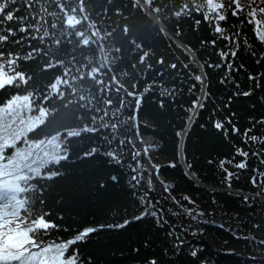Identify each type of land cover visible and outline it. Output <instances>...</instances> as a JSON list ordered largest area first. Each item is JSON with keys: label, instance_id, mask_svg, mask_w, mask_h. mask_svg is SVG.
Returning a JSON list of instances; mask_svg holds the SVG:
<instances>
[{"label": "trees", "instance_id": "16d2710c", "mask_svg": "<svg viewBox=\"0 0 264 264\" xmlns=\"http://www.w3.org/2000/svg\"><path fill=\"white\" fill-rule=\"evenodd\" d=\"M196 2L9 3L19 19L0 25L5 35L8 28L16 32L0 44V63L8 71V53L20 57L16 71L28 83L0 91V105L28 92L40 104L59 76L70 84L60 86L64 99L42 104L49 116L29 139L60 134L65 141L69 131L96 129L68 139L69 159L52 166L60 175L38 181L31 219L46 214L57 225L43 240L64 243L85 228L117 227L144 212L121 230L70 245L65 258L75 256L76 264H264V42L247 15L255 7L264 23V0H238L244 11L237 16L235 4L216 0L226 4L220 23L230 39L191 7ZM68 15L81 20L77 28L96 43L83 46L63 27ZM29 24L28 32L19 31ZM45 31L49 36L41 41ZM92 69L102 83L87 78ZM140 137L154 140L152 153H145ZM242 161L244 169L236 166Z\"/></svg>", "mask_w": 264, "mask_h": 264}, {"label": "snow or ice", "instance_id": "6c2138e0", "mask_svg": "<svg viewBox=\"0 0 264 264\" xmlns=\"http://www.w3.org/2000/svg\"><path fill=\"white\" fill-rule=\"evenodd\" d=\"M146 2L152 4L153 0H146ZM9 3L15 4L16 0H0V25L19 19L15 17L14 9L9 8ZM232 4L236 5L232 11L233 16H237L244 11L240 7L238 0H229L227 6L231 7ZM189 7L188 4L184 5L185 9ZM191 7H194L197 12L203 13L205 22H215L214 31L217 34H220L225 39H230L224 36V29L220 23L226 20V16L222 11L226 7L224 2L197 0ZM81 10L83 11V9ZM75 11L73 9V12ZM259 12L264 13V7H260ZM175 15L179 17L182 13L176 12ZM247 15L251 17L249 23L255 22L257 25L256 35L259 40L264 42V23L257 19V9L252 7ZM199 23L200 21L197 20V24ZM80 24L81 20L75 16L68 15L62 26L72 29V34L82 38L80 42L83 46H90L96 43V41L88 38L84 31L77 28V25ZM31 27L32 25L29 24L27 27H21L19 31L28 32ZM51 27L56 28L57 23H52ZM15 35L16 32L11 28L7 29L6 35L3 34V29L0 28V44L8 42L9 38ZM91 35L96 37L98 32H93ZM48 36L49 33L45 31L43 37L39 39L43 41ZM32 39H36V37H32ZM16 43H21V41L18 40ZM56 43L59 44L60 41L57 40ZM98 47L100 46L98 45ZM13 55V53H8V71H5L4 64L0 63V91L10 87L20 88L22 84L28 83V80L25 79V74L16 71V68L19 67L17 61L20 57L12 58ZM143 55L146 56L147 53ZM222 55L227 56L228 54L223 53ZM231 55L235 56L236 53L233 52ZM3 57L4 53L0 52V60ZM31 58L32 53L25 57V59ZM141 62H143V56H141ZM57 63L63 64V61L61 60ZM56 66L53 64L48 65V67ZM172 67L175 68L176 65H172ZM97 72L98 69H92L88 73L87 78L96 81V83H102V81L96 80ZM68 74L69 72L66 70L64 76L66 77ZM85 78L81 76L79 79L84 80ZM112 79L115 80L116 78L112 77ZM196 79L200 81L202 78L197 76ZM61 84L70 86L67 79H62L58 76L51 85V92L43 97L40 104L36 103L37 97L32 92H28L26 95L17 93L0 105V264H76L75 256L65 258V253L68 251L69 246L82 242L96 231L94 228H88L79 233L74 240L64 243H46L42 237L48 234L49 229H54L57 225L47 221L45 218L46 214H42L38 219H31L34 211L33 201L35 200V194L39 190L38 181L43 179L51 180L58 177L60 175L59 171L52 170V166L60 165L62 161L69 159L67 140L80 137L84 132L96 131L95 128L89 127L82 128L79 131H69L66 134L65 141L60 140V134L48 139H29V133H34L41 125H44L49 116V110L43 107L42 104L53 97H57L60 100L64 99L65 93L61 90ZM248 94L244 93V95ZM128 95H133V93L129 92ZM80 99L84 100L85 97L80 95ZM68 103H71V101ZM110 103L111 101H109ZM136 103L139 105L140 100L137 99ZM67 106V104L63 105V107ZM199 106L203 107V105ZM193 107H197L196 102L193 103ZM37 109L38 115H33ZM112 127H116V125L113 124ZM215 127L221 129L223 125L216 123ZM237 131L238 129H233V132ZM245 135L247 136V132ZM250 139L255 140L256 137L253 136ZM21 141H23V146L17 147V144ZM9 148L14 150L11 154L7 152ZM94 151L95 149H93ZM239 154L248 155L247 152L242 151ZM108 155L115 159L113 153L109 152ZM236 166L244 169L247 164L246 161H242ZM232 175V173H228L229 179ZM253 183H256L255 178H253ZM40 202L42 203L43 201L41 200ZM141 218L137 217V219ZM123 226L120 225V227ZM151 264H157V262L152 261Z\"/></svg>", "mask_w": 264, "mask_h": 264}, {"label": "rangeland", "instance_id": "374dc122", "mask_svg": "<svg viewBox=\"0 0 264 264\" xmlns=\"http://www.w3.org/2000/svg\"><path fill=\"white\" fill-rule=\"evenodd\" d=\"M139 144L141 145V146H143L144 147V150H145V153L146 154H150V153H152L153 152V149H152V144H154V140L152 139V138H150V137H140V139H139ZM132 160H133V153H132ZM129 167H130V165H129ZM130 171V170H129ZM132 171V170H131ZM130 171V172H131ZM133 173V172H132ZM132 175V174H131ZM134 175V174H133ZM153 205V204H152ZM140 216V214L138 215V216H136V217H139ZM135 217V218H136ZM134 219V218H133ZM133 219H132V221L130 222V223H133V222H135V221H133ZM134 220H136V219H134ZM126 223H123L122 225H125ZM128 225V224H127ZM126 225V226H127ZM126 226H124L123 228H125ZM98 228H100V227H98ZM111 228H116L117 230L116 231H118V229L119 230H121V229H123L122 227H120V226H117V227H111ZM121 228V229H120ZM100 231H102V230H100ZM82 231H80L79 233H81ZM97 232H99V231H97ZM181 244H184V243H181Z\"/></svg>", "mask_w": 264, "mask_h": 264}, {"label": "water", "instance_id": "95a60500", "mask_svg": "<svg viewBox=\"0 0 264 264\" xmlns=\"http://www.w3.org/2000/svg\"><path fill=\"white\" fill-rule=\"evenodd\" d=\"M129 170H130V171L132 170L131 167H129ZM130 173H131L132 176H133V178H132L131 181H132V183H135V177H134L132 171H131ZM110 181H111L112 183H114V179H113V178H111ZM148 200H149V203H150L149 208H153V209H155V208L153 207V205H152V203H151V201H150L149 198H148ZM143 214H144V212H142V213L140 214L139 217H141ZM134 219L137 220V217L134 218ZM134 219H133V221H136V220H134ZM131 221H132V219L129 220V221H127V223H126L124 226H126L127 224H129ZM124 226H123V227H124ZM123 227H122V228H123ZM85 229H88V228H85ZM85 229H83V230H85ZM94 229H96V231H94V232L91 233V234H94V233H96L97 231H100V230H111V231L117 230L116 228H105V229H103V228H94ZM120 229H121V228H120ZM83 230H82V231H83ZM118 230H119V229H118ZM91 234H90V235H91Z\"/></svg>", "mask_w": 264, "mask_h": 264}, {"label": "bare ground", "instance_id": "6f19581e", "mask_svg": "<svg viewBox=\"0 0 264 264\" xmlns=\"http://www.w3.org/2000/svg\"><path fill=\"white\" fill-rule=\"evenodd\" d=\"M130 167H131V165H130Z\"/></svg>", "mask_w": 264, "mask_h": 264}]
</instances>
